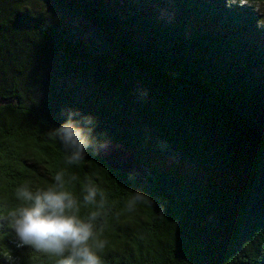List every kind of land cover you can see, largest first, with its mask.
I'll list each match as a JSON object with an SVG mask.
<instances>
[{
	"label": "trees",
	"instance_id": "16d2710c",
	"mask_svg": "<svg viewBox=\"0 0 264 264\" xmlns=\"http://www.w3.org/2000/svg\"><path fill=\"white\" fill-rule=\"evenodd\" d=\"M0 100V217L21 184L45 186L67 167L54 129L79 110L110 140L68 169L108 196L104 264H264V12L255 6L0 0ZM116 148L147 175L112 162ZM71 190L79 195L80 183ZM136 190L145 198L128 212ZM6 253L14 264H51L18 248L0 219V264Z\"/></svg>",
	"mask_w": 264,
	"mask_h": 264
},
{
	"label": "clouds",
	"instance_id": "9594fccd",
	"mask_svg": "<svg viewBox=\"0 0 264 264\" xmlns=\"http://www.w3.org/2000/svg\"><path fill=\"white\" fill-rule=\"evenodd\" d=\"M231 3L245 6L248 0ZM94 126L92 115L81 116L79 110H67V118L54 129L67 167L56 170L45 186L28 181L21 184L15 190L17 203L7 207L0 217L14 233L18 248L34 249L51 264H104L107 240L103 218L108 196L93 178L81 182L68 171L84 160L89 151L98 156L108 149L110 140L101 139L104 134H94ZM128 179H134V174L129 173ZM74 182L80 183L79 195L71 190ZM144 198L142 191H134L125 201V210H135ZM5 260L14 264L15 258L6 253Z\"/></svg>",
	"mask_w": 264,
	"mask_h": 264
},
{
	"label": "rangeland",
	"instance_id": "374dc122",
	"mask_svg": "<svg viewBox=\"0 0 264 264\" xmlns=\"http://www.w3.org/2000/svg\"><path fill=\"white\" fill-rule=\"evenodd\" d=\"M264 0H248V4L255 6L257 9L260 10L261 13L264 12ZM110 159L112 162L118 165V167L128 171L134 172L138 176H146L147 173L145 170L139 166H134L133 163L127 159L125 153L121 148H116L110 152Z\"/></svg>",
	"mask_w": 264,
	"mask_h": 264
},
{
	"label": "water",
	"instance_id": "95a60500",
	"mask_svg": "<svg viewBox=\"0 0 264 264\" xmlns=\"http://www.w3.org/2000/svg\"><path fill=\"white\" fill-rule=\"evenodd\" d=\"M4 103L2 100H0V104Z\"/></svg>",
	"mask_w": 264,
	"mask_h": 264
}]
</instances>
